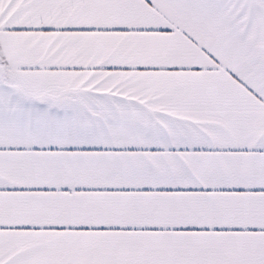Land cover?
I'll return each instance as SVG.
<instances>
[{
	"label": "snow or ice",
	"instance_id": "snow-or-ice-1",
	"mask_svg": "<svg viewBox=\"0 0 264 264\" xmlns=\"http://www.w3.org/2000/svg\"><path fill=\"white\" fill-rule=\"evenodd\" d=\"M0 264H264V0H0Z\"/></svg>",
	"mask_w": 264,
	"mask_h": 264
}]
</instances>
